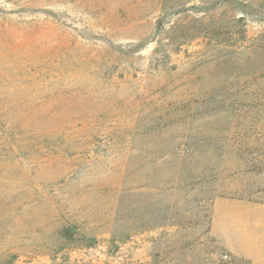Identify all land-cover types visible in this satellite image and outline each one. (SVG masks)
I'll use <instances>...</instances> for the list:
<instances>
[{
    "label": "rangeland",
    "instance_id": "rangeland-1",
    "mask_svg": "<svg viewBox=\"0 0 264 264\" xmlns=\"http://www.w3.org/2000/svg\"><path fill=\"white\" fill-rule=\"evenodd\" d=\"M264 203V0H0V264H251L216 213Z\"/></svg>",
    "mask_w": 264,
    "mask_h": 264
},
{
    "label": "crops",
    "instance_id": "crops-1",
    "mask_svg": "<svg viewBox=\"0 0 264 264\" xmlns=\"http://www.w3.org/2000/svg\"><path fill=\"white\" fill-rule=\"evenodd\" d=\"M212 231L232 254L264 264V203L228 204L216 213Z\"/></svg>",
    "mask_w": 264,
    "mask_h": 264
}]
</instances>
